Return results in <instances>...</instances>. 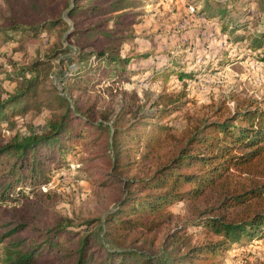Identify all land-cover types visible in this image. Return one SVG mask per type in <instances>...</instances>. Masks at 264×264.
Masks as SVG:
<instances>
[{
    "label": "trees",
    "instance_id": "1",
    "mask_svg": "<svg viewBox=\"0 0 264 264\" xmlns=\"http://www.w3.org/2000/svg\"><path fill=\"white\" fill-rule=\"evenodd\" d=\"M80 1L86 4H79ZM92 1L66 0L65 9L71 17L108 15L89 27L75 28L71 34L91 35L109 20L124 26V18L129 13L121 10L131 8L134 0H112L106 4ZM226 10L221 9L220 15ZM117 11L119 13L114 14ZM224 17L219 21L221 30L227 31L230 19ZM61 23L60 17L34 22L10 18L0 24V36L8 40L14 35L36 36ZM102 34L119 42L93 51H83L80 47L73 61L75 66L64 76L61 92L54 87H38L49 81L51 75L41 73L36 65L47 62L57 52L53 50L44 60L26 67L28 77L6 98L0 97V123L30 107L51 113L45 120V128L39 132L31 129L25 135L0 138V206L23 200L29 207L56 197L54 190L43 191L41 187L50 182L51 167L61 166L63 155L81 140L80 145L88 151L104 144L106 161L102 164H87L90 158L80 157V170L97 175L99 185H107L109 180L119 177V173L129 175L122 180L121 197L102 217L95 219L103 239L96 237V228L90 227V219L82 223L86 226L84 229L74 230L70 227L79 225L63 217L43 232L32 231L29 224L16 223L2 235V239H9L5 264H54L58 260H62V264H218L216 259L242 239L263 237L264 107L249 103L215 119L186 124L181 130L183 141L176 152L159 157L156 152L165 139L163 134L169 132L171 126L158 118L177 109L183 93L164 91L143 112L126 106L114 117L110 112L102 113L101 121L91 117L93 105H85L79 97L73 96V91L93 86L82 81H98L114 74L123 78V71L133 73L135 70L124 66L130 56L118 54L122 37L104 31ZM251 40L252 48H260L264 44V31ZM91 56L96 59L93 65L88 63ZM109 64L115 67L110 68ZM170 69L179 73L178 78H185L182 67L164 65L154 70L151 79L167 78ZM154 105L160 107L154 109ZM124 114L133 116L122 122ZM109 149L113 151L111 158L107 154ZM145 161L151 164L139 172ZM201 200L206 204L194 217L183 219L167 233L162 243L165 261L155 259L130 236L158 230L167 217L171 218L170 213L163 212L165 206L180 201L192 206ZM189 226L201 231H189ZM23 232L26 234L21 235Z\"/></svg>",
    "mask_w": 264,
    "mask_h": 264
},
{
    "label": "rangeland",
    "instance_id": "2",
    "mask_svg": "<svg viewBox=\"0 0 264 264\" xmlns=\"http://www.w3.org/2000/svg\"><path fill=\"white\" fill-rule=\"evenodd\" d=\"M110 1L93 0L91 3L106 4ZM65 2L0 0V24L10 18L34 22L60 17L62 21L55 28L40 31L36 36L14 35L9 40L0 36L1 98H6L24 81V77H28L24 70L26 67L37 60H44L53 50L57 52L47 62L36 65L41 73L51 75L49 81L38 87H54L61 92L64 76L75 66L73 61L80 47L83 51H93L117 45L118 40L101 35L104 31L122 37L118 54L130 56L131 59L124 66L135 70L133 73L123 71V78L114 74L111 78L102 77L98 81H82L93 86L86 90H75L73 96L79 97L85 105H93L91 117L101 121L102 113L110 112L114 117L122 113L126 106L132 111L143 112L164 91L183 93L177 109L158 118L170 125L171 130L163 134L165 139L156 152L157 156L176 152L183 141L181 130L186 124L196 125L201 119H215L238 107H247L249 103L264 107V44L258 49L251 47L252 37L264 31V0H134L131 8L121 10L129 13L124 18V26H117L109 20L91 35L70 32L75 28L89 27L108 15L71 17L65 9ZM79 4L84 5L86 1ZM225 8L226 13L220 15L221 9ZM224 15L230 19L227 31L221 30L219 21L224 20ZM89 61L93 65L96 59L91 56ZM164 65L178 69L182 67L186 72L185 78H178L179 73L170 69L167 78L151 79L154 70ZM108 66L115 67V64ZM157 107L160 106H153L154 109ZM50 115L48 110L37 111L32 107L23 113L10 115L0 123V138L6 140L15 134L25 135L31 129L39 132L45 128V120ZM132 116L124 114L121 121L126 122ZM108 122L112 124L111 120ZM82 142L72 144L74 149L63 155L61 166L51 167L50 182L41 187L43 191L51 188L57 193L56 197L29 207L23 200L0 206V264H5L9 243V239H2V235L16 223L29 224L32 231L43 232L63 217L79 225L70 227L74 230L84 229L86 226L82 223L90 219V227L96 228V237L103 239L102 230L95 219L102 217L119 201L122 180L129 175L119 173V177L109 180L107 185H99L97 175L80 170V157H89L87 164H102L106 161L103 157L104 144L88 151L82 148ZM100 142L103 141L100 139ZM107 154L111 158L113 151L109 149ZM150 164V161L142 163L139 172ZM204 202L201 200L192 206L183 201L167 205L163 212L170 213L171 218L167 217L158 230L144 235L132 233L130 236L138 240L136 245H141L148 254L163 262L166 254L162 243L167 233L183 219L194 217L204 207ZM188 230L195 233L201 231L195 226H189ZM216 260L218 264H264V236L253 240L242 239ZM54 264H62V260Z\"/></svg>",
    "mask_w": 264,
    "mask_h": 264
}]
</instances>
